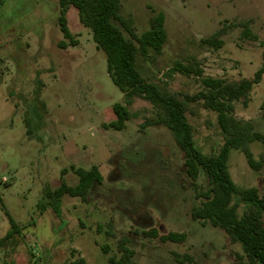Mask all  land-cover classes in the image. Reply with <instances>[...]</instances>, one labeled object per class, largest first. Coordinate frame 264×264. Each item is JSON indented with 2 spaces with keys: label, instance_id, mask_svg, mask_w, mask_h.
I'll return each instance as SVG.
<instances>
[{
  "label": "rangeland",
  "instance_id": "obj_1",
  "mask_svg": "<svg viewBox=\"0 0 264 264\" xmlns=\"http://www.w3.org/2000/svg\"><path fill=\"white\" fill-rule=\"evenodd\" d=\"M159 12L167 35L162 52L136 60L148 81L183 98L203 91L202 78L238 82L252 79L260 68L264 0H121L119 15L133 20L139 36ZM58 17L57 0H4L0 7V264H109L115 253V239L105 235L109 222L116 237L150 227L185 234L178 244L129 234L134 264H237L243 255L239 244L191 218L207 181L202 174L194 184L187 177L170 130L147 126L157 118L156 108L133 98L126 104L125 127L108 128L115 120L112 107L124 105V96L110 81L105 55L77 11L66 14L74 44L63 39ZM220 29L226 31L221 48L200 44ZM192 61L201 78L173 70L175 62ZM234 114L264 134V74L248 106L237 103ZM185 115L198 150L216 155L224 143L216 114L198 100L186 101ZM250 148L257 159L264 154L258 143ZM91 166L102 181L92 187L88 202L65 196L57 213L40 205L46 187L54 190L62 180L73 185L72 168ZM228 170L237 188L261 190V172L252 171L240 151L230 150Z\"/></svg>",
  "mask_w": 264,
  "mask_h": 264
},
{
  "label": "trees",
  "instance_id": "obj_2",
  "mask_svg": "<svg viewBox=\"0 0 264 264\" xmlns=\"http://www.w3.org/2000/svg\"><path fill=\"white\" fill-rule=\"evenodd\" d=\"M3 2L4 0H0V7ZM57 2L58 26L63 39L74 44L66 24V14L70 8H74L81 25L90 30L96 48L105 55L106 73L110 81L124 96L125 104L113 105L115 120L106 126L114 130H122L125 127V122L130 117L126 104L131 99L141 98L150 102L158 112L156 119L147 121V126H164L170 130L181 151L187 177L194 184L202 174L207 181L205 190L197 195L200 198L198 205L193 206L190 211L191 218L222 230L233 243L239 244L243 255L236 257L237 264H264V154L257 159L250 148L253 143L264 147V134L255 130L252 122L237 119L234 114L237 103L246 108L251 101L252 88L260 82L264 74V60L252 79L228 82L224 79L205 77L201 79L203 91L195 96L182 98L181 94L171 93L148 81L141 75L136 65L137 56L145 61L149 60L152 53L160 55L162 52L167 39L165 17L162 12L150 19L145 32L136 36L133 31V20L119 15L121 0H57ZM113 21H116L133 41L127 40ZM225 32V29H220L202 39L200 44L219 49L223 44L221 37ZM245 33H248V29H245ZM59 45L61 48L67 46L65 41H61ZM173 70L188 77H202V70L196 63L175 62ZM198 100L202 101L205 109L216 114L217 124L224 136V143L216 155L202 154L193 140L192 129L185 115L186 101ZM230 150L240 151L248 167L254 172H261V190L254 187L242 189L236 187L228 170ZM72 170L77 178L75 184L69 185L62 180L54 190L46 187L40 202L45 209L50 208L57 213L59 203L65 196L78 198L86 203L92 187L102 181L97 166ZM240 206H244L241 213ZM7 217L13 228L14 223L8 214ZM101 230L102 227H97L98 232ZM140 233L144 237L158 239L163 243L178 244L185 241L184 233L169 231L160 234L156 227H150ZM140 233L129 231L127 235L116 237L112 222H109L105 235L108 239H115V253L108 257V263L134 264L132 261L134 251L128 245L129 234ZM109 251L108 245L102 247L104 254H108ZM182 259L192 262L188 255H184ZM83 263V260H79L77 264Z\"/></svg>",
  "mask_w": 264,
  "mask_h": 264
}]
</instances>
